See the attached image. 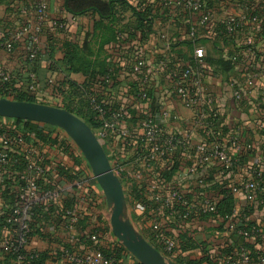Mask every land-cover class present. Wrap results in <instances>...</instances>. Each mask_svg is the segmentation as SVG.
<instances>
[{"label":"crops","instance_id":"0c3cea01","mask_svg":"<svg viewBox=\"0 0 264 264\" xmlns=\"http://www.w3.org/2000/svg\"><path fill=\"white\" fill-rule=\"evenodd\" d=\"M38 1L9 0L0 6V40L26 18L22 7ZM46 1L49 8L39 36L40 56L34 61L29 59L27 41H22L12 55L0 47V66L12 76L13 96L25 95L35 103L63 109L68 103L71 85H76L84 101L91 94L106 100L112 112H122L123 119L118 121L116 133L103 141V147L123 186L131 221L142 237L176 264H259L257 242L230 232L228 223L233 222L240 228L249 224L264 227V177L252 201L244 189L245 183L251 180L253 167L264 170V129L255 126L257 122L264 125V0L207 1L214 28H220L231 16H250L249 22L229 40L209 37L206 28L200 25L199 15H185L179 6L167 5V0H149L145 4L140 0H116L114 19L98 27L91 17L74 18L65 10V0ZM144 10L151 22L141 26L136 13ZM53 22L62 28L53 26ZM52 38L58 45L53 59L50 51L44 49ZM64 42L76 45L90 64L87 72H72L63 64L64 55L59 48ZM186 42L193 43L192 49ZM198 48L206 53L204 95L213 100L221 122L217 139L228 141L239 133L243 143H251L255 148L238 152L230 170L213 162L204 166L200 174L191 175L189 169L195 164V158L187 152H175L154 165L142 167L138 161L143 150L142 124L164 112L169 114L168 120L162 123L166 134H188L192 147L204 142L196 128V113L183 107L161 70L163 60L169 56L178 59L179 53L182 68H192ZM237 53L243 57L252 55L251 61L240 56L235 62ZM139 56L145 59L146 68L135 75L132 69ZM145 77L149 80L148 98L142 100L139 80ZM230 81L236 85L234 90L229 87ZM235 90L244 92L243 101L234 98ZM5 96L0 87V99ZM205 108L210 109L207 105ZM0 119V126L6 131L25 135L33 151L31 156L14 152L10 166L0 172L2 242L16 240L21 234L20 223L13 215L17 201L12 194V183L31 173L42 190L56 191L61 197L55 205L42 199L35 202L41 211L32 226L29 249L41 255L42 264H71L64 252L86 251V238L95 227L104 232L98 241L101 248L120 244L111 231L104 194L72 140L59 129L47 134L45 141L40 140L25 124ZM123 131L125 136L121 134ZM4 135L0 138V149ZM56 137L59 145L52 147L48 140ZM39 169L42 173H38ZM139 174L142 178L136 180ZM201 176L206 178L205 186L196 182ZM168 189L182 191L195 203L211 199L218 207V214L176 224L164 209L148 201L152 190ZM67 212H74L76 224H71ZM156 225L160 232L171 234L175 239L173 253L166 252L157 238ZM96 236L97 233L92 237ZM120 257L115 264L139 263L129 252ZM0 261L6 262L1 251Z\"/></svg>","mask_w":264,"mask_h":264},{"label":"built area","instance_id":"2783aa9c","mask_svg":"<svg viewBox=\"0 0 264 264\" xmlns=\"http://www.w3.org/2000/svg\"><path fill=\"white\" fill-rule=\"evenodd\" d=\"M167 5L173 4L187 10L191 13H203L204 4L202 0H167ZM21 12L26 16L23 22L14 30L6 34L10 38V43L7 45L8 53L12 52L14 44H20L22 41H27L29 45V59L35 60L41 51L39 44V36L42 34L44 24L48 17V3L45 0H39L32 6H23ZM32 14L33 17H32ZM212 14L203 13L200 19V25L206 28L209 37H217V32L212 24ZM249 22L247 15L241 17L231 16L226 22L227 34L235 35L239 29H242L245 23ZM57 23L53 22V26ZM219 35V33H218ZM238 56L234 61H239L242 54L237 53ZM206 53L202 48L195 51L196 68H188L184 71H175L169 73L168 61L161 62V70L166 73L169 83L173 85L174 91L180 103L186 109L196 113V128L201 133L203 144L192 147L190 136L166 134L162 123L167 121L169 114L162 113L158 118L148 119L143 122V139L142 152L138 156V161L142 167L154 165L157 161L164 159L168 155L175 152H187L194 155L195 164L189 169L191 175H198L204 166L213 162H218L224 165L225 170H230L233 167L235 155L243 150H253L255 146L251 143H243L241 136L238 133L234 138L228 141H220L219 128L221 125L218 112L213 108V100L208 99L203 91V77L206 66L204 59ZM243 57V56H242ZM252 55H244L246 61H251ZM146 68V61L139 56L132 72L135 75H140ZM0 79L3 82H11L12 76L0 66ZM177 80V82L173 81ZM148 78H141L139 80V96L142 100L148 98L147 84ZM174 82V84L172 83ZM229 87L234 90L236 85L230 81ZM233 96L237 101H243L245 94L241 90L233 91ZM92 110L95 113L94 120L100 124L98 129L94 132L99 141L108 139L117 131L118 121L123 119L122 112L114 113L109 109V103L106 100H91ZM210 107L209 111L205 106ZM256 128L264 129L261 122L255 124ZM122 135H126L123 131ZM0 149V172L4 168L10 166L11 153L16 150L25 148L26 142L22 137H12L5 134L1 139ZM23 151H25L23 149ZM26 154L31 156L32 150L27 149ZM39 169L38 173H42ZM251 180L244 185L246 197L252 201L254 199L255 191L261 179L264 177V170L253 167L251 172ZM141 175H136L135 179L140 180ZM199 186L206 185V178L196 180ZM12 194L16 198L17 207L13 210V215L20 223L21 234L16 240H6L2 242L0 234V251L6 253V262L0 264H37L39 260L38 254L29 249V241L31 235V218L33 216L32 209L38 199H42L45 203L58 204L60 202V194L56 191H42L38 185L37 178L31 173H25L21 180L13 184ZM150 204L160 207L165 210L174 223L189 222L195 219H200L218 214V207L211 199H202L195 203L178 189H168L166 191H151L148 195ZM71 218V224H76L77 218L74 212H67ZM158 232L156 236L164 245L165 251L173 253L176 249V241L171 234L160 232L159 226H155ZM228 230L236 233L249 240H254L262 247H264V227L252 224L245 225L240 228L235 223H228ZM96 240V237H92ZM65 258L71 264H115V261L106 257L101 252L82 253L80 251L64 252ZM8 257V258H7ZM238 264V263H232ZM259 264H264V257H261Z\"/></svg>","mask_w":264,"mask_h":264},{"label":"trees","instance_id":"16d2710c","mask_svg":"<svg viewBox=\"0 0 264 264\" xmlns=\"http://www.w3.org/2000/svg\"><path fill=\"white\" fill-rule=\"evenodd\" d=\"M8 1L9 0H0V6L5 4V3H8ZM207 1L208 0H202V2L204 4L203 13L208 12L211 14L210 10L207 9V4H206ZM148 2H149V0H140V3H143V4L148 3ZM117 3L118 2L116 0H65L64 7H65V10L68 13H70L74 18L91 17L92 20L94 21V23L96 24V27H98V26L102 25L103 22L110 21V20L114 19L115 14H116ZM180 9L182 12H186L185 15H189L188 13L194 14V13H191L187 10L182 9L181 7H180ZM143 12L136 13L138 15V19H139L138 21H139L141 26L145 22H147V23L151 22L150 20H148V15L145 13V10ZM203 13H195V14L202 17ZM247 18L250 20V16L247 15ZM226 22L220 28H215V31L217 32V37L227 38V40L233 39L239 31H237V33L233 36L227 34ZM56 26L58 28L59 27L62 28V25L59 23H57ZM57 27H55V28H57ZM16 28L17 27L11 29L10 31H12ZM218 33H219V35H218ZM10 42H11L10 38H7L6 35L0 40V47L3 48L6 52V54H8V55H12L14 53V51L17 49V46L19 45L18 43L14 44L12 46V49H13L12 52L8 53L7 45ZM185 45L189 46V48L192 49L193 43L192 42H186ZM57 48H58L57 41L54 40L53 38L50 39L48 41V44L44 46V49L50 51L49 55H50V58H52V59L54 57L55 49H57ZM59 49L62 51V53L64 55L63 64L65 66H67L70 71H72V72H80V71L87 72L90 69V64H88V62L81 56V54H80V52H79V50L75 44L69 43V42H64V43H62V45L60 46ZM171 49H173V47ZM241 49H243V48H241ZM40 52H39L37 57L40 56ZM179 55L180 56L177 55L178 59L176 58L175 60L172 59L170 56L167 57L165 60H163V61H168V63H169L168 64L169 73H173L175 71L180 72V71H184V70L188 69V68H182V56L180 53H179ZM204 64L206 66L205 59H204ZM195 68H196V62L194 64V66L192 67V69H195ZM173 81L177 82V80H173ZM174 82H172V83L174 84ZM0 87H1V90L4 91V94L6 95L5 99L20 101V102L35 103V101L32 98H29L28 96H25V95L18 94L17 96H13L14 94H13L12 82L6 83V82H3L2 79H0ZM69 93H70V95H69L70 97L66 98L68 103H65V106L63 109L69 111L70 113H72V114L76 115L77 117H79L80 119H82L95 132L96 129H98V127L100 126V124L94 120L95 113L92 110L91 100L92 99L102 100V99L91 94L89 96V98H87V99L85 98L86 100L84 101L82 99L83 95L80 94V87H78L76 85H71V90ZM77 99H78V101H77ZM109 109L111 111L110 106H109ZM15 122L18 124H25L26 127H28L32 132L35 133L36 136L39 137L38 139H40V140H44L45 136L47 134L50 135L51 133H54V131L57 129L55 127H51V126H48L45 124H40V123H34V122H28V121H22V120H15ZM5 131L6 130L4 129V127L0 126V138L2 135L5 134ZM61 133L65 135L64 132H61ZM6 134L10 135L12 137H22L26 142V149L22 148V149L16 150L15 153L26 154L27 149L32 150V148L28 146L27 138L25 135H23L21 133H11L8 131H6ZM48 142L49 143L51 142L50 145L52 147L59 145V139L57 137L50 139V141L48 140ZM100 143L103 146V142L100 141ZM23 149L25 151H23ZM13 153L14 152H12L10 154L11 158H12ZM12 186H14L13 183H12ZM42 191H44V190H42ZM48 204H52V203H48ZM53 205H55V204H53ZM47 210H49V209L47 208ZM40 211L41 210L38 209L37 206H34V208L32 209L33 216L31 218V224H30L31 230H32L33 224L38 220V218L40 216ZM99 220H102V218H99ZM249 225H252V224H249ZM107 228L109 229V227H107ZM96 230L97 229L95 227L94 230L91 231L92 233L87 236L86 242H85V246L87 247V250L82 251V253H93V252L99 251V252L103 253L106 257L114 260L115 263L119 262V259L121 258L120 254L122 255V253H128V252L120 244H118L116 247H111L109 249L103 248V247L101 248V244L98 241H100L101 234H103L104 232L103 231L101 232L100 230L99 231L98 230L96 231ZM95 233H97L98 236H96V240L94 241V240H92V236ZM31 235H32V232H31ZM258 245H259V247H258L259 248V255L257 258H258V262H259L260 258L264 257V247H262L260 244H258ZM1 253L4 255V258L6 259V253H3L2 250H1ZM40 256L41 255H39V260H38L37 264H42L41 262H43V260L40 258ZM137 264H139V263H137Z\"/></svg>","mask_w":264,"mask_h":264},{"label":"water","instance_id":"95a60500","mask_svg":"<svg viewBox=\"0 0 264 264\" xmlns=\"http://www.w3.org/2000/svg\"><path fill=\"white\" fill-rule=\"evenodd\" d=\"M0 118L45 124L64 132L76 145L101 188L110 211L114 237L140 264H176L147 242L125 217L127 204L123 186L94 131L69 111L48 105L0 99Z\"/></svg>","mask_w":264,"mask_h":264},{"label":"rangeland","instance_id":"374dc122","mask_svg":"<svg viewBox=\"0 0 264 264\" xmlns=\"http://www.w3.org/2000/svg\"><path fill=\"white\" fill-rule=\"evenodd\" d=\"M47 3H48V2H47ZM48 8H49V4H48ZM107 211H108V210H107ZM108 214L110 215V211H108ZM125 217H127V218L130 219V221H131V215H130V213H129L128 208H127V213H126ZM131 222H132V221H131Z\"/></svg>","mask_w":264,"mask_h":264}]
</instances>
